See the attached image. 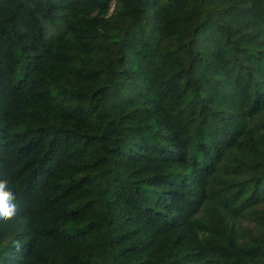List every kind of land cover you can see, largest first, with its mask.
Returning a JSON list of instances; mask_svg holds the SVG:
<instances>
[{"label":"trees","instance_id":"trees-1","mask_svg":"<svg viewBox=\"0 0 264 264\" xmlns=\"http://www.w3.org/2000/svg\"><path fill=\"white\" fill-rule=\"evenodd\" d=\"M0 180V264H264V0H0Z\"/></svg>","mask_w":264,"mask_h":264},{"label":"clouds","instance_id":"clouds-1","mask_svg":"<svg viewBox=\"0 0 264 264\" xmlns=\"http://www.w3.org/2000/svg\"><path fill=\"white\" fill-rule=\"evenodd\" d=\"M15 194L7 189V181L0 180V222L12 220L17 214ZM20 243L16 242V250L19 251Z\"/></svg>","mask_w":264,"mask_h":264}]
</instances>
